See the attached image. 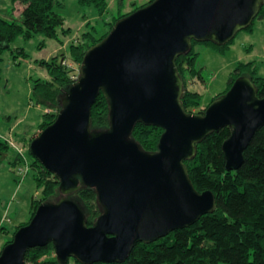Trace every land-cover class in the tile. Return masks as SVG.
<instances>
[{"label": "water", "instance_id": "water-1", "mask_svg": "<svg viewBox=\"0 0 264 264\" xmlns=\"http://www.w3.org/2000/svg\"><path fill=\"white\" fill-rule=\"evenodd\" d=\"M263 0H153L117 19L83 54L76 80L61 90L54 121L28 144L30 155L57 180L55 200L41 202L0 251V264H24L28 249L51 242L60 264L121 263L137 243H150L214 212L210 190L196 191L184 161L211 132L230 127L222 143L227 171L264 126V98L238 77L202 114L181 104L176 58L191 41L226 44L257 16ZM101 93L108 127L91 129L90 109ZM157 126V150L130 138L134 125ZM96 193L101 213L87 226L70 196Z\"/></svg>", "mask_w": 264, "mask_h": 264}, {"label": "trees", "instance_id": "trees-1", "mask_svg": "<svg viewBox=\"0 0 264 264\" xmlns=\"http://www.w3.org/2000/svg\"><path fill=\"white\" fill-rule=\"evenodd\" d=\"M18 1L24 5L20 23L0 17V63L2 53L10 49L16 38L29 40L35 34H40L57 39V30L63 26V18L53 8L63 7L65 0ZM151 1L153 0L139 6L131 4L132 8L127 12L119 10L117 15L106 23L107 31L98 38L87 32L82 35V43H71L68 51L72 62L80 65L84 52L104 38L117 19L127 16ZM109 2L110 0H77L80 6H93L99 16L108 10ZM255 19H264V0ZM254 20L244 29L245 31L253 30ZM61 32L69 33V30L61 28ZM232 42L233 39L226 44L192 40L190 50L176 58L175 65L184 84L180 101L186 112L202 114L208 106L200 109L201 95L187 89L189 80L202 79L200 70L195 67L198 53L194 46L202 43L223 54ZM17 53L25 56L22 49H17ZM39 63L46 69L49 79L33 81L31 100L35 106L54 110L53 113H42V120L38 125L41 131L54 121L60 109L61 90L68 88L75 80L70 76L67 66L54 57L50 61L41 60ZM240 76L249 77L256 88L257 97L264 98V77L258 75L254 62L238 61L229 73L226 88L213 99L225 93ZM90 116L92 130L108 127L107 102L101 93L91 106ZM161 133V128L139 122L134 125L130 138L144 151L152 152L157 150ZM230 134L231 129L226 126L211 132L196 144L195 156L184 161L188 177L196 191L210 190L213 193L216 203L214 212L205 214L193 224L176 229L153 242H139L131 249L125 261L108 264H264V126L254 134L243 151L240 167L227 171L221 145ZM11 150L6 140L0 137V156ZM27 151L30 157L29 169L36 188L40 190V197L37 200L32 197L28 221L17 225L14 232L29 222L41 202L51 201L58 195L56 178L30 155L29 150ZM14 156L12 164H19L21 159L16 152ZM70 198L82 207L87 226L92 225L101 213L95 191L82 187ZM11 239L6 241L1 249ZM70 261L79 264L73 258H69L65 264H70ZM24 264L60 263L54 255L53 244L48 242L42 247L28 249L24 255Z\"/></svg>", "mask_w": 264, "mask_h": 264}, {"label": "rangeland", "instance_id": "rangeland-1", "mask_svg": "<svg viewBox=\"0 0 264 264\" xmlns=\"http://www.w3.org/2000/svg\"><path fill=\"white\" fill-rule=\"evenodd\" d=\"M147 1L110 0L108 10L99 16L93 6H80L77 0H65L63 7L53 8L63 18V26L57 30V39L40 34H35L29 40L18 37L11 43L10 49L2 53L0 137L12 141L13 145L23 150L28 167L25 174L18 172V168L24 169V164H12L14 154L16 152L18 155V152L7 142L12 150L4 153L5 158H0V249L12 238L15 227L28 221L32 197L36 200L40 197V190L36 188L29 169L28 142L40 132L38 125L42 113H53L54 110L35 106L31 100L33 81L49 79L46 69L39 62L50 61L53 57L61 63L64 61L70 76L77 78L79 65L70 59L68 46L82 43V35L87 32L98 38L107 31L106 23L119 10L127 12L132 8L131 4L139 6ZM23 7L18 0H0V17L20 23ZM61 28H68L69 33L61 32ZM17 49H22L25 56L19 55ZM194 49L198 53L195 67L200 70L202 79L189 80L187 89L201 95L200 109H203L226 88L229 73L236 62L253 61L258 75L264 77V19H255L252 31H239L223 54L202 43L196 44ZM24 141H27L26 144ZM70 264L74 263L70 261Z\"/></svg>", "mask_w": 264, "mask_h": 264}, {"label": "built area", "instance_id": "built-area-1", "mask_svg": "<svg viewBox=\"0 0 264 264\" xmlns=\"http://www.w3.org/2000/svg\"><path fill=\"white\" fill-rule=\"evenodd\" d=\"M61 64H65V62L63 61ZM72 77V76H71ZM73 78V77H72ZM74 80H76V78H73ZM6 140V139H5ZM6 142H8L9 143V145L10 146H13L14 148H16L17 149V152H18V155H19V157H20V159H21V162H23V164H24V169L22 170L21 168H18L19 170H18V172H23V174H25L26 172H27V167H28V164H27V161H26V159H25V156H24V154H23V150L20 148H17L15 145H13V142L12 141H7L6 140Z\"/></svg>", "mask_w": 264, "mask_h": 264}, {"label": "crops", "instance_id": "crops-1", "mask_svg": "<svg viewBox=\"0 0 264 264\" xmlns=\"http://www.w3.org/2000/svg\"><path fill=\"white\" fill-rule=\"evenodd\" d=\"M250 49V48H249ZM27 142V141H26ZM26 142L24 141V144H26ZM0 158H5V155L4 154H2L1 156H0Z\"/></svg>", "mask_w": 264, "mask_h": 264}]
</instances>
